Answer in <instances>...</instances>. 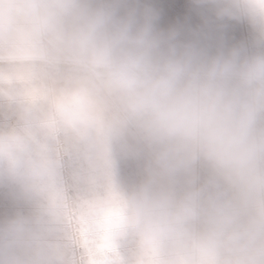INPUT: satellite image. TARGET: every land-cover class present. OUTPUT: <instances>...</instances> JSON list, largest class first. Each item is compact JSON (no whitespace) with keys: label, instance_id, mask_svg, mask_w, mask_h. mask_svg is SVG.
I'll return each mask as SVG.
<instances>
[{"label":"clouds","instance_id":"clouds-1","mask_svg":"<svg viewBox=\"0 0 264 264\" xmlns=\"http://www.w3.org/2000/svg\"><path fill=\"white\" fill-rule=\"evenodd\" d=\"M0 264H264V0H0Z\"/></svg>","mask_w":264,"mask_h":264}]
</instances>
